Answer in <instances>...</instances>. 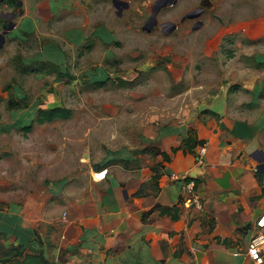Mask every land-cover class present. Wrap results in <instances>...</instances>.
<instances>
[{"label":"rangeland","instance_id":"374dc122","mask_svg":"<svg viewBox=\"0 0 264 264\" xmlns=\"http://www.w3.org/2000/svg\"><path fill=\"white\" fill-rule=\"evenodd\" d=\"M20 1L0 0V15L13 24L23 17L0 48V210L20 204L30 211L35 201L48 203V189L51 183L58 187L57 179L80 182L84 157L100 159L132 148L144 112L161 114L173 102L183 103L176 91L189 90L181 94L189 96L183 110H209L204 104L209 96L190 91L209 75L212 92L229 86V94L241 85L236 74L264 76V0H177L158 12L149 31L142 26L156 0H129L120 16L110 0H49L54 15L46 0ZM191 10L202 22L197 29L192 28L197 19L180 22ZM167 20L178 26L162 32L159 24ZM69 27L83 29L85 39L66 44ZM56 64L72 77L59 78ZM91 79L104 81L97 85ZM57 105L70 110L67 118L35 120L38 108ZM17 120H31V128L16 126ZM14 246L0 231V264H16Z\"/></svg>","mask_w":264,"mask_h":264},{"label":"crops","instance_id":"0c3cea01","mask_svg":"<svg viewBox=\"0 0 264 264\" xmlns=\"http://www.w3.org/2000/svg\"><path fill=\"white\" fill-rule=\"evenodd\" d=\"M45 2L54 15L51 2ZM32 18L33 29H38L40 23ZM83 31L67 28L66 44L85 39ZM74 33L82 36L77 39ZM56 49L58 54L63 51ZM207 56L213 58L211 53ZM235 77L241 85L231 94L229 86L212 92L206 85L214 82L210 75L203 84L193 85L191 94L209 96L210 102H204L209 110H183L189 102V96H181L186 89L176 91L185 99L178 106L173 102L161 114L147 110L132 148L107 152L100 159L84 157L80 182L57 179L58 187L51 183L48 189L49 202L35 201L30 211L20 204L0 210V231L16 245L36 244L35 239L42 238L53 264H254L245 249L249 227L264 214V168H257V159L264 156V76L242 71ZM91 81L102 85L98 81L104 80ZM176 93L170 95L172 100ZM237 93L235 104L231 100ZM162 94L160 89L158 95ZM190 128L201 141L191 150L182 145ZM201 144L205 152L198 162ZM147 145L162 154L134 153ZM103 168V180L92 178ZM174 172L195 174L191 179L197 180L202 209L182 204L179 183L170 178ZM156 173L158 177L151 179ZM172 206L176 209L171 214L161 213V207Z\"/></svg>","mask_w":264,"mask_h":264},{"label":"trees","instance_id":"16d2710c","mask_svg":"<svg viewBox=\"0 0 264 264\" xmlns=\"http://www.w3.org/2000/svg\"><path fill=\"white\" fill-rule=\"evenodd\" d=\"M54 68L57 69L56 67H54ZM57 75L59 78L60 77H67V76L72 77L67 72H63L60 70H57ZM102 83H103V81H98V84H102ZM10 103L13 104V101L10 100ZM69 114H70V110L68 108L60 106V105L47 107V108H38L36 110L35 120L39 123H43L45 121H52L53 119H57V118H67L69 116ZM31 122L32 121L30 120V122L26 124L23 121L17 120L15 122V125L28 131L31 128V125H32ZM10 127L11 126H9L7 128L9 129ZM0 131H2V130H0ZM188 132L189 133H188L187 137L183 140L182 145L184 146L185 149L191 150V148H193L195 145L201 143V141L197 140L194 137V135H193L194 132L192 131L191 128ZM146 152L150 153L151 156H156L158 154H162V152L153 145H150V146L147 145L145 147H142L141 149L134 150V153H136V154L146 153ZM164 157H165V159H167L168 155L164 154ZM121 162L123 165H126L128 160L123 159V160H121ZM157 177H158V173L153 175V177L151 179L154 180ZM188 179H190V177H188ZM194 180H195V182H197L196 179H194ZM175 209H176L175 206H172L170 208L161 207V213L171 214V212L174 211ZM35 241H36L35 242L36 244H33L34 242H30L29 245H25V246L22 244H18L11 249L12 250L11 255L19 258L16 261V264H53V261L50 260L45 253V249L43 247V243H44L43 239L37 238V239H35ZM6 259H8V258H6Z\"/></svg>","mask_w":264,"mask_h":264},{"label":"built area","instance_id":"2783aa9c","mask_svg":"<svg viewBox=\"0 0 264 264\" xmlns=\"http://www.w3.org/2000/svg\"><path fill=\"white\" fill-rule=\"evenodd\" d=\"M205 152V145L202 144L199 149L197 161L202 162L200 155ZM107 173V169L103 168L92 173V178L95 180H103ZM170 178L178 181L181 195V202L186 207H195L202 209L200 195L197 192L196 184L193 179H188L186 174L172 173ZM254 232L250 235L246 244L245 254L249 256L254 264H264V214L256 218Z\"/></svg>","mask_w":264,"mask_h":264},{"label":"water","instance_id":"95a60500","mask_svg":"<svg viewBox=\"0 0 264 264\" xmlns=\"http://www.w3.org/2000/svg\"><path fill=\"white\" fill-rule=\"evenodd\" d=\"M111 3L113 5V7L116 9V14L118 16H120L122 14V11L129 6V3L127 0H111ZM174 3H176V0H156L154 2V4L152 5L150 16L146 20L145 24L142 26V29L149 31L150 28L156 22V15L158 14V12L162 8L167 7V6H171ZM16 4L20 5L21 1L17 0ZM191 12L186 15V18L197 19L195 21L194 26L192 27L193 29H197L202 25V22H201V20H198V16H199L198 13H194L193 11H191ZM165 23L171 24V26L168 29V32L172 31L176 27V24H174V23H171V22H165ZM14 26H15V24L11 23L7 28L3 27L2 31H0V48L3 46V44L5 42L6 33L8 32V30H11L12 28H14ZM257 160L260 162L259 165L257 166V168H260V170H261V168H264V156L260 159H257ZM189 177L195 178V174L193 175L190 172Z\"/></svg>","mask_w":264,"mask_h":264},{"label":"flooded vegetation","instance_id":"af4514ba","mask_svg":"<svg viewBox=\"0 0 264 264\" xmlns=\"http://www.w3.org/2000/svg\"><path fill=\"white\" fill-rule=\"evenodd\" d=\"M16 1L17 0H15V3H16ZM176 2H177V0H176ZM175 4V3H174ZM165 8V7H164ZM191 11H193V10H191ZM191 11H189V12H187L184 16H182L181 18H180V22H183L184 20H186V19H190V18H186V15L188 14V13H190ZM194 12V11H193ZM192 13V12H191ZM195 13V12H194ZM8 15H10V14H8ZM150 16V15H149ZM148 16V17H149ZM5 18H6V20H5ZM7 18L8 17H3V13L0 15V31H2V29H3V27L4 28H7L12 22L10 21V20H7ZM148 19V18H147ZM146 22V21H145ZM165 22H171V23H174V24H176V27L175 28H177V26H178V23H176V22H172V21H169V20H167V21H163V22H161L160 24H159V27H160V30L162 31V32H168V29H169V27L171 26V24H167V23H165ZM194 24H195V22L192 24L193 26H194ZM157 25V20H156V22H155V24L150 28V30L153 28V27H155ZM192 26V27H193ZM174 28V29H175ZM173 29V30H174ZM10 32V30H8V32L6 33V35L8 34ZM5 35V36H6Z\"/></svg>","mask_w":264,"mask_h":264}]
</instances>
